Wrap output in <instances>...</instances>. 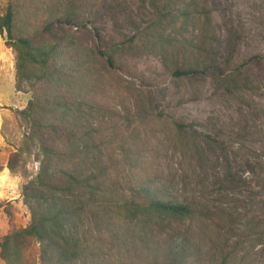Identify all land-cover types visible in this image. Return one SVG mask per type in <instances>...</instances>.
I'll list each match as a JSON object with an SVG mask.
<instances>
[{
    "label": "rangeland",
    "instance_id": "1",
    "mask_svg": "<svg viewBox=\"0 0 264 264\" xmlns=\"http://www.w3.org/2000/svg\"><path fill=\"white\" fill-rule=\"evenodd\" d=\"M13 2L30 26L66 9L78 12L82 25L71 29L84 32L94 50L141 45L140 34L167 4V0ZM209 2L219 70L203 69L198 64L204 58L194 56L190 61L198 65L196 74L177 78L162 57L132 49L118 54L114 66L93 55L84 57L83 89L105 110L95 120L108 185L142 182L168 188L179 197L208 201L218 213H235L240 221L232 227L226 220L219 227L203 219L167 222L161 232H153L150 249L118 248L112 240L97 245L94 252L107 254L106 264H165L159 259L161 247L182 237L196 247L189 264H264V0ZM193 35L189 30V39ZM15 63L16 53L0 33V132L5 139L0 170L12 152H19L25 164L11 172L12 180L0 172V236L28 223L22 189L39 166L36 141L29 138L18 111L41 84L23 83L17 90ZM229 75L240 81V91L224 86ZM146 97L153 100L145 105ZM137 106L147 110L141 107L139 112ZM178 123L195 128L199 147L181 143ZM0 264L5 263L0 259Z\"/></svg>",
    "mask_w": 264,
    "mask_h": 264
},
{
    "label": "trees",
    "instance_id": "2",
    "mask_svg": "<svg viewBox=\"0 0 264 264\" xmlns=\"http://www.w3.org/2000/svg\"><path fill=\"white\" fill-rule=\"evenodd\" d=\"M163 7L140 34L141 45L94 50L84 40V32L80 35L71 29L82 25L78 12L66 9L50 14L39 26H30L13 0H0V33L16 53V88L20 91L23 83L41 84L40 91L18 111L28 125L29 138L36 141L39 166L22 189L28 223L0 236V259L5 264H106L107 254L94 252L97 245L112 240L118 248L150 249L153 232H161L167 222L203 219L219 227L226 220L232 227L240 221L235 213H218L208 201L179 197L168 188L106 182L95 120L105 110L93 104L83 89L84 57L93 55L114 66L118 54L133 49L162 57L177 78L193 76L198 65L220 69L214 55V10L209 0H167ZM189 30L191 35L194 30L199 34L189 39ZM194 56H202L204 62L191 63ZM223 83L228 91L241 90L240 81L232 75L225 76ZM145 100L146 105L153 98ZM141 107L137 106L139 112ZM176 128L181 143L199 147L191 124L178 123ZM20 157L19 152L11 153L10 172L24 167ZM161 250L163 263L189 264L196 247L182 237Z\"/></svg>",
    "mask_w": 264,
    "mask_h": 264
},
{
    "label": "crops",
    "instance_id": "3",
    "mask_svg": "<svg viewBox=\"0 0 264 264\" xmlns=\"http://www.w3.org/2000/svg\"><path fill=\"white\" fill-rule=\"evenodd\" d=\"M3 143L5 144V139L3 138V135L0 132V147L3 145ZM4 154H5L4 149H1L0 155H4ZM6 171H8V173H6ZM0 172H2L3 174H6L9 180L13 179V177L11 176V172L7 167V163L2 165V169L0 170ZM14 202L17 203V198H14Z\"/></svg>",
    "mask_w": 264,
    "mask_h": 264
}]
</instances>
